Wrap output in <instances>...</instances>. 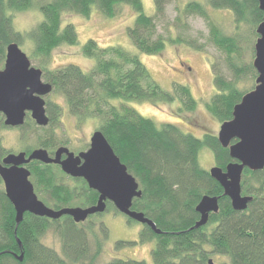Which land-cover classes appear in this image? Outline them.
Segmentation results:
<instances>
[{"label": "trees", "instance_id": "1", "mask_svg": "<svg viewBox=\"0 0 264 264\" xmlns=\"http://www.w3.org/2000/svg\"><path fill=\"white\" fill-rule=\"evenodd\" d=\"M172 1L152 0L155 17L163 14ZM206 1L212 9L230 10L236 29L241 22L257 26L262 21L257 0ZM122 4L130 6L135 13L127 35L137 52L146 55L161 52L165 40L154 37L155 17L144 12L141 0H0V68L10 43L27 46L35 64L33 67L41 70L42 80L52 86L51 92L61 96L69 115L78 125L94 121L95 130L101 131L128 172L135 177L142 195L133 199L132 209L143 213L154 227L143 223L136 241L117 240L115 249L152 242V264H209V260L212 264H264V168L255 171L244 168L241 193L250 196L251 200L246 209L234 210L230 199L223 195L222 187L199 163V154L206 147L216 166L222 169L236 161L229 156L228 148L220 145L217 135L204 132L196 136L172 122L157 124L130 105L147 102L158 106L177 99L178 113L193 111L197 101L187 85L173 83L172 89L163 88L137 54L119 45L101 47L91 38L82 46L83 55L93 60L90 68L84 70L74 63L47 68L54 48L78 43L73 24L62 26L64 14L87 17L96 9L111 17L116 6ZM34 6L41 13V20L27 30L17 29L14 15ZM183 11L201 17H206L207 13L199 0L185 4ZM210 31L211 41L230 58L227 60L231 72L229 78L220 74L215 64L211 65L215 90L205 103L209 113L222 123L231 119L234 105L246 93L238 88L241 76L256 77V71L251 63L239 62L235 35H225L216 26ZM183 41L178 38L171 42L181 44ZM186 45L196 51L201 49L192 41ZM46 98L48 125H35L28 114L25 123L16 127L21 133L30 126L45 130L57 124L62 108ZM5 128L0 115V130ZM51 136L49 132L44 139L38 137L37 148L51 153L54 149ZM31 149L25 147L24 151ZM4 153L0 144V155ZM29 169L38 199L52 209L84 208L97 201L98 193L89 189L83 179L67 176L56 165L30 164ZM205 195L217 196L219 209L209 213L206 224L196 226L200 214L195 207ZM105 209L121 214L109 201ZM96 216L100 214L75 223L69 215L50 219L25 212L17 224L14 208L0 188V264H98L109 231L102 222L97 223V229L94 227ZM123 217L130 223H139ZM49 230L58 236L60 252L41 241ZM213 257L218 258L217 261ZM103 264L146 262L114 257Z\"/></svg>", "mask_w": 264, "mask_h": 264}, {"label": "rangeland", "instance_id": "2", "mask_svg": "<svg viewBox=\"0 0 264 264\" xmlns=\"http://www.w3.org/2000/svg\"><path fill=\"white\" fill-rule=\"evenodd\" d=\"M141 1L144 12L155 17L152 0ZM191 1L173 0L165 7L163 14L154 18V37H161L165 40L166 45L161 52L148 55L138 53L128 38L127 29L133 25L135 19V13L130 6L124 4L116 6L114 15L111 17L105 16L96 9H93L87 17L66 13L62 16V26L65 25L64 23L73 24L78 43L76 45L62 44L54 48L47 68L55 69L69 63L77 64L84 70L90 68L93 60L85 57L82 53V46L89 38L94 39L101 47L119 45L137 54L152 77L163 88L170 90L173 83L187 85L197 101V106L193 111L183 113H178L177 109L180 106L177 99L172 103H161L158 106L147 102L130 105L157 124L172 122L181 130L196 136H201L204 132L217 135L221 122L205 108V103L215 90L212 84L211 65L215 64L216 70L227 78L231 77V72L227 68V60L230 58L225 51L211 41L212 33L210 30L216 26L225 35H235L238 39L239 49H237L240 51L239 62L252 64L254 44L258 37L256 25L241 22L236 29L235 18L230 10L212 9L206 0H199L202 6L206 7V17L194 13L185 14L183 7ZM41 18V13L34 6L29 10L15 14L13 20L16 28L23 31L34 26ZM178 38L185 40L183 41L184 44L171 42ZM188 41L201 46V49L197 51L191 49L186 45ZM19 47L26 54L32 66H35L29 56V48L27 46ZM255 78L250 74L245 77L241 76L238 88L245 92L252 90L256 84ZM46 100L56 102L62 108L57 124L45 130L34 129L30 126L23 133L16 127L0 130V144L4 152L16 154L23 151L25 147H32L33 149L30 150L32 151L37 148V138L44 139L49 132L52 133L51 140L54 143V148L65 145L75 153L88 148L89 139L96 129V123L88 120L78 125L75 119L69 115L61 96L50 92ZM199 163L207 170L216 165L213 155L207 147L200 152ZM39 197L44 200L42 196L39 195ZM99 214L100 216L93 219L94 227L97 229V223L102 222L108 228L109 238L103 244L98 264H103L114 257L144 260L146 264H152L150 258L152 242L134 246L126 245L119 249L114 248L117 240L136 241L142 224L130 223L122 214H118L112 209H105ZM96 229L95 232L97 233ZM41 241L46 246L60 252L59 238L52 230H49ZM213 259L217 261L218 258L213 257Z\"/></svg>", "mask_w": 264, "mask_h": 264}, {"label": "water", "instance_id": "3", "mask_svg": "<svg viewBox=\"0 0 264 264\" xmlns=\"http://www.w3.org/2000/svg\"><path fill=\"white\" fill-rule=\"evenodd\" d=\"M257 2L262 21L256 26L258 37L252 62L257 74L256 84L234 105L231 119L222 122L217 133L220 145L227 147L229 156L236 161L228 163L224 169L216 165L209 169L210 177L219 183L223 195L230 199L232 208L237 211L246 209L251 200L250 196L241 193L244 168L251 171L264 168V0ZM41 75V70L31 65L17 43L7 46L3 68L0 69V114L5 126H22L26 113L37 126L48 125L44 97L50 94L52 86L44 82ZM63 153L66 158L61 160ZM30 160L59 164L67 176L84 179L89 188L98 193L96 203L84 208L63 207L57 210L46 206L38 199L28 179L29 172L22 166ZM0 178L6 197L14 208L17 224L25 212L50 219L69 215L75 223L84 222L88 216L102 213L108 200L121 214L154 227L143 213L132 209L133 199L142 195L139 184L99 130L92 133L88 149L77 155L63 146L55 150L53 157L42 148L32 150L26 158L24 152L7 154L0 163ZM217 200V196L201 198L195 207L200 214L196 226L206 224L209 213L218 211Z\"/></svg>", "mask_w": 264, "mask_h": 264}, {"label": "flooded vegetation", "instance_id": "4", "mask_svg": "<svg viewBox=\"0 0 264 264\" xmlns=\"http://www.w3.org/2000/svg\"><path fill=\"white\" fill-rule=\"evenodd\" d=\"M49 95V94H48ZM48 95H46V96H48ZM45 96V97H46ZM45 97H44V99H45ZM45 110H46V108H45ZM29 113H26V116L28 115ZM47 114V113H46ZM1 115V114H0ZM26 116H25V120H26ZM48 116V115H47ZM25 120H24V123H25ZM23 123V124H24ZM35 123V122H34ZM36 125V124H35ZM90 140V139H89ZM61 146H63V147H66L67 149H68V151L69 152H72L73 154H75V155H77L78 153H80V152H83V151H85V150H83V151H79V152H77V153H75V152H73V151H70V149L67 147V146H65V145H59L58 147H56V148H54L53 150H52V152L50 153L49 151H47L46 149V151L48 152V154H49V156L50 157H53L54 156V152H55V150L57 149V148H59V147H61ZM89 147V146H88ZM37 149V148H36ZM88 149V148H87ZM86 149V150H87ZM20 152H24L25 153V158L26 157H28V155L30 154V152H26V151H20ZM20 152H18V153H20ZM18 153H16V154H18ZM7 154H10V152H6V153H4V154H2V155H0V163H1V160H2V158L4 157V156H6ZM11 154H13V153H11ZM66 158V154L65 153H63L62 154V156H61V160H63V159H65ZM30 164H35V165H39V164H42V165H56V166H58L59 168H60V170H61V167H60V165L59 164H55V163H42L41 161H38V160H30L28 163H26V164H24V165H22L24 168H26L27 170H28V172H29V177H28V179H29V181L32 183V181L30 180V175H31V171H30V169H29V165ZM62 171V170H61ZM70 177V176H69ZM73 178V177H72ZM1 179V178H0ZM77 179H82V178H77ZM84 180V179H83ZM85 181V180H84ZM1 182H2V189H3V192H4V195H5V197H6V194H5V190H4V185H3V181H2V179H1ZM86 184H87V182H86ZM33 185V184H32ZM88 186V185H87ZM33 188H34V186H33ZM88 188H89V186H88ZM89 189H91V188H89ZM7 198V197H6ZM8 199V198H7ZM8 201H9V199H8ZM11 203V202H10Z\"/></svg>", "mask_w": 264, "mask_h": 264}]
</instances>
